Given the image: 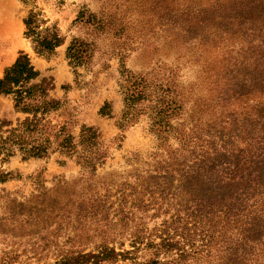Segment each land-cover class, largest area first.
<instances>
[{"label":"rangeland","instance_id":"1","mask_svg":"<svg viewBox=\"0 0 264 264\" xmlns=\"http://www.w3.org/2000/svg\"><path fill=\"white\" fill-rule=\"evenodd\" d=\"M169 2L0 0V77L19 51L26 52L39 77L51 80L49 96L60 102L46 116L49 125L64 126L75 140L82 125L92 126L106 149L93 175L74 157L53 151L55 145L41 158L23 160L16 153L3 161L0 156V170L13 175L0 183V264H56L72 252H97L103 246L135 252L127 259L100 264H143L154 258L159 264H224L228 233L224 237L215 233L209 240L193 224L184 229L177 223L174 229L166 226L177 206L171 198L178 192V180L165 201L148 192L142 197L136 193L142 190L138 185L142 176L159 165L166 153L151 130L146 102L133 121L122 120L127 74L167 81L173 77L181 84L184 104L180 114L171 118L174 125L205 127L214 120V107H218L215 51L207 44L211 33L201 26L190 32L171 27ZM30 11L39 14L43 26H55L63 38L50 55H39L24 35L23 18ZM72 42L82 43L85 51L77 64L67 55ZM104 104L108 114L100 112ZM25 116L15 111L11 97L0 96V119L16 125ZM119 122L124 125L120 127ZM203 135L209 138L208 132ZM167 141L176 147L173 134L167 135ZM158 185L167 184L158 181ZM88 186L98 193L97 211L79 213L78 200L57 202L70 190L75 198ZM136 197L143 201L135 202ZM121 208L132 210L128 218H120ZM163 232L175 243L170 250L155 246L160 241L156 235L164 236ZM137 233L139 242L133 244ZM255 258L253 264L264 259V247Z\"/></svg>","mask_w":264,"mask_h":264},{"label":"trees","instance_id":"2","mask_svg":"<svg viewBox=\"0 0 264 264\" xmlns=\"http://www.w3.org/2000/svg\"><path fill=\"white\" fill-rule=\"evenodd\" d=\"M167 14L171 27L190 32L201 26L202 31H210L207 44L215 51L213 74L218 107H214V120L205 127L197 123L191 127L174 125L171 118L180 114L184 104L181 84L173 77L167 81L127 74L122 120L133 121L146 102L151 130L166 153L159 165L142 176L138 183L142 190L136 193L142 197L148 192L154 199L165 201L172 194L174 180H178V192H173L171 198L177 206L171 224L166 226L174 229L177 223L184 229L193 224L209 240L215 233L219 237L228 233L224 264H253V257L264 247V0H170ZM23 23L24 35L39 55L52 54L63 42L55 26H43L45 22L37 12H28ZM84 53L82 43L72 42L67 48L72 63L77 64ZM39 76L29 55L19 51L0 77V96L11 97L15 111L26 114L16 125L0 119L2 160L16 153L23 160L45 157L55 145L53 151L74 157L93 175L106 157L98 131L82 125L75 140L64 126L55 129L49 125L46 116L60 102L49 96L51 80ZM107 108L104 104L100 112L108 114ZM123 123L118 124L122 127ZM169 134L175 136L176 147L168 143ZM183 152L187 155L181 158ZM11 178V172L0 170V183ZM158 181L167 185H158ZM141 197L134 201L139 199L141 203ZM74 201L79 213L97 211L99 206L98 193L90 186L75 198L70 190L57 200L62 204ZM131 213V209L121 208L120 218H128ZM164 234L156 235L160 241L155 246L170 250L175 243L167 232ZM134 236L133 244L140 239L138 233ZM134 252L103 246L97 252H72L56 264H100L127 259ZM143 264H159V260ZM258 264H264V259Z\"/></svg>","mask_w":264,"mask_h":264}]
</instances>
